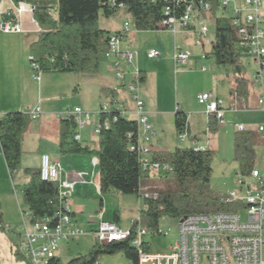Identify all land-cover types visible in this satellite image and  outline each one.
<instances>
[{
  "label": "built area",
  "instance_id": "built-area-1",
  "mask_svg": "<svg viewBox=\"0 0 264 264\" xmlns=\"http://www.w3.org/2000/svg\"><path fill=\"white\" fill-rule=\"evenodd\" d=\"M159 1L162 5V18L157 24L161 29L174 33L189 32L196 38V44L210 46L213 41L210 36L207 19H211V0H151ZM103 5L109 8L123 10L125 0H107ZM263 0H218V11L229 12L236 35V47L243 54L253 57L256 70L252 81L258 89L257 104L264 110V9ZM34 7L21 1L9 11L0 8V31L3 33H21L23 27L21 17L25 13L33 14ZM55 9L50 7L52 12ZM3 16H6L3 18ZM213 19V18H212ZM38 30L40 31L39 27ZM130 24L124 22L119 30L109 33L108 52L110 70L116 79L112 88L115 96H109L100 104L98 111L91 113L75 106L68 109L63 118L71 119L74 123L72 140L81 141V130L92 125L93 135H98L102 128L109 127V119L99 120L101 113L117 111L112 116L128 118L133 115L138 125L135 142L129 146L136 152L141 168L149 176L166 174L171 171L167 164L152 161L150 139L153 134L148 121L144 102L140 94L139 71L137 67V51L126 41ZM214 39V38H213ZM159 52L151 49L147 52L150 59L157 58ZM192 56L189 49L179 45L174 46L173 60L175 66L186 64ZM29 61L34 73L37 65ZM206 70L205 66L201 67ZM36 79V75L34 76ZM122 94L120 97L116 95ZM240 99L233 95L230 108L236 110ZM197 102L203 106L206 115H213L218 125L224 124V102L212 93L197 95ZM40 109L30 112L37 117ZM241 125L237 130H242ZM258 130L263 132L264 126ZM187 132L178 134L180 140ZM132 133L128 134L131 138ZM202 150L201 147H193ZM97 165V159L92 161ZM80 176V174H78ZM40 177L44 181L56 184L60 197V208L51 216H45L39 221L30 222L31 212L24 208L21 211L22 225L7 228L14 236L17 252L29 264H51L57 257L62 242H70L85 233L74 224L70 210L74 193V182L61 176V163L53 160L50 155L43 154L40 160ZM236 188L223 194L226 203L238 201L245 206L234 212H215L211 214H191L178 220L177 237L167 250L151 252V239L165 234L160 230H151L137 224L128 229L122 228L117 222L101 218L93 231L98 241L106 244L112 242L130 241L137 253L136 264H264V172L254 168L249 176L239 173L235 179ZM142 199H156L157 193L140 194ZM243 211H245L243 219ZM90 264H100L95 260Z\"/></svg>",
  "mask_w": 264,
  "mask_h": 264
},
{
  "label": "trees",
  "instance_id": "trees-1",
  "mask_svg": "<svg viewBox=\"0 0 264 264\" xmlns=\"http://www.w3.org/2000/svg\"><path fill=\"white\" fill-rule=\"evenodd\" d=\"M15 5L26 1L34 7L33 19L40 31L38 38L30 46V56L37 65L35 73L61 72L97 74L102 62L106 61L108 52V32L98 26L99 14L109 18L119 9L103 5L107 0H11ZM211 16L214 19L215 33L211 42V56L218 65H238L242 53L236 47V35L229 12L218 11V0H211ZM55 9L53 16L50 7ZM162 5L159 1L125 0L123 12L131 17L137 30H158L157 24L162 18ZM220 12L221 15L216 16ZM145 81L143 71H139V82ZM249 81L242 77L233 78L230 95L239 99L249 96ZM104 97L115 96L112 89H101ZM117 111L101 113L99 120L109 119V127L102 128L98 134L97 146L89 149L72 139L74 123L71 119L60 120L58 150L61 154H88L97 159L98 188L102 195L111 192L137 194L142 178L149 177L141 168L138 156L129 146L135 142L138 125L135 120L112 116ZM208 132H217V121L208 115ZM29 112H8L0 116V150L11 176L20 169L22 139L31 123ZM177 133L188 130L187 116L177 110L174 116ZM132 133L131 138L128 134ZM264 140V139H263ZM255 130H237L233 137L234 161L241 176H249L255 168L256 147L264 143ZM262 143V144H263ZM211 149L194 150L175 148L173 150L152 151L154 162L167 164L171 171L165 175L175 182V190H164L157 193L156 199H144L145 209L139 212L131 227L140 224L153 231L159 229L162 218L180 220L191 214H211L215 212H234L244 208L243 203L233 201L226 203L223 195L210 187L212 176ZM23 172L28 181L20 186L22 203L31 212L30 222L35 223L45 216L53 215L60 208V197L56 184L44 181L40 169L25 168ZM114 220H118L114 212ZM2 223L0 205V224ZM121 253L132 264H136L137 253L130 241L112 242L102 245L96 241L87 255H77L63 263L59 258L51 264H90L100 254ZM19 256V253L17 254Z\"/></svg>",
  "mask_w": 264,
  "mask_h": 264
},
{
  "label": "crops",
  "instance_id": "crops-1",
  "mask_svg": "<svg viewBox=\"0 0 264 264\" xmlns=\"http://www.w3.org/2000/svg\"><path fill=\"white\" fill-rule=\"evenodd\" d=\"M237 2L241 3V0H237ZM14 5L15 4L11 0H0V8L4 11H9L14 7ZM5 17L6 16H3V18ZM21 23L23 27V32L21 33H3L0 31V116L8 112L30 113L37 108L40 109V113L37 117L32 116L29 128L23 136L20 169L15 173V175L20 173L24 176L25 173L23 172V169L25 168L40 169V160L43 154H48L53 160H58L61 163V176L74 182V193L70 205V210L72 212L71 216L74 224L82 229L90 228L93 232L97 228V224L100 220V213L101 218L104 220L117 222L120 219L118 215V220H114L113 215L111 218L106 219L104 199L101 197L108 194L102 195L99 191L98 165H93L92 163L95 157L88 154H61L58 150L60 120L63 119L64 113L68 109L72 108L71 105L73 103L76 104L81 102V99H77L78 101H76V98H78L77 96L81 90L78 91V88L75 87L78 85L76 84V79L78 78L77 76L80 75L76 73L48 72L46 74L37 73L35 79V74L32 70L29 57L30 46L37 40L39 35L38 25L34 21L33 15L29 13L23 14L21 17ZM203 47H205V45H203ZM195 53L196 58L198 56L202 59H206L208 57L207 51L203 48L202 51H195ZM137 54L138 63L140 52L137 51ZM166 54L169 55L170 60L171 58L173 59L174 51H168ZM192 57L193 53L191 58ZM189 61L182 66H178L183 69H187L190 64ZM172 62L174 63V60H172ZM105 65L106 70L112 73L110 70V62L105 61ZM140 70L143 71L142 69ZM143 72L145 75V81L141 83V87H145L148 77L145 71ZM95 75L96 74H86L84 75L85 77L81 78L91 80V84L93 83V87H96L98 96L102 101V99H106L107 97L102 95L101 89H112L115 87L116 82L112 80L111 76L107 77V75ZM234 77H236V75ZM231 84L228 87L227 97L223 98L221 96H215L223 100L224 107L226 108L224 112V124L217 125V133L220 132V134L229 135L233 126L235 133L238 125H241L244 130L257 131V127L254 126V128H251L250 125L246 126L242 122L235 119L227 120V123L233 125L232 127L226 123V112L236 111L237 109L244 111H264L257 104L258 92L254 96L250 95V86L248 88L249 96L245 100L240 99L236 110L230 108L232 98L230 95ZM152 92L153 94L150 95L147 91H140L142 100L145 96H148L151 99L150 103L146 105L145 110L148 116V121L152 126L153 134L149 144L152 151L173 150L175 148H191L195 146L203 149H210L208 141L205 144H203L202 141V138L209 140V135L211 134L208 132L209 117L205 114L204 108L201 111V115L205 116L206 127L201 128L196 127L197 123H192L193 118L190 117V115H187L185 110H183L185 109L184 104L182 106H175L174 114L177 110H180L187 116V134L184 139L180 140L178 138L175 125L174 130L166 134L159 130L160 121L158 118L161 117L162 111L159 108L161 102L158 96L156 97L154 85L152 87ZM121 95L122 94L118 93L116 97L118 98ZM75 106L79 105L76 104ZM257 132L262 138L264 130L263 132H260L259 130ZM80 135L81 141L79 143L82 146L88 147L89 149L96 148L98 135H96L97 137H94L92 125L81 130ZM71 136L72 135L70 134L68 137L69 140L72 139ZM185 141L189 143L188 146L182 145ZM78 174H80V176H78ZM22 175L20 176L22 184L15 183L14 176H11L9 170L7 169L3 154L0 150V205L2 214V223L0 224V264H29L23 256L20 254L19 256L17 255L18 252L15 247L14 236L12 233L7 231V228L20 227L23 222L21 211L25 207L22 203L21 193L16 189V186H23L27 183L29 178L26 174L25 177H22ZM98 198H100L99 206L101 207V211L100 213L95 214V217H91V211L89 209L91 202ZM152 240L153 239H151V242ZM71 242L72 241L67 243L63 242L60 245L57 252V258L61 260L59 256L60 250L64 246L68 247L72 244Z\"/></svg>",
  "mask_w": 264,
  "mask_h": 264
},
{
  "label": "rangeland",
  "instance_id": "rangeland-1",
  "mask_svg": "<svg viewBox=\"0 0 264 264\" xmlns=\"http://www.w3.org/2000/svg\"><path fill=\"white\" fill-rule=\"evenodd\" d=\"M54 2H57V0H54ZM51 13L53 16H56L55 10H52ZM219 15H221V13L217 12L216 16ZM126 21L130 24V32H127L126 41L133 49L140 52L137 67L145 71L148 75L147 84H145V87L140 86V91L144 90L152 95V87L153 85L155 86L156 97L158 96L161 102L159 108L162 111L161 117L158 118L160 121L159 130L163 131V133L166 134L174 130V108L177 105L182 106L183 104L185 108L183 110H185L187 115L193 118L192 123H197L196 127L205 128V116L201 115L203 106L197 102V95L203 92H211L214 96L227 97L228 87L232 83L235 75L242 76L249 81L251 96L257 94L258 89L252 81L253 74L256 70V62L253 57L242 55L239 64L236 66L218 65L211 56H208L206 59H202L200 56L196 58L195 51H202L203 48L208 54L211 50V46L205 45V47H203L201 39V44L197 45V38L189 32L174 33L171 30L165 29L137 30L132 23L131 17L121 10L109 18H105L100 13L98 26L108 33H114L119 30L121 25ZM207 24L209 26L211 39L213 40L215 33L214 19H207ZM175 45H179L184 49H189L193 53V57L189 61L190 64L187 69H183L180 66L175 67V64L172 62L173 59L171 58L170 60L169 55L166 54L168 51H174ZM151 49L156 50L160 55L153 59L147 58L146 54ZM202 66L206 67L205 71L201 70ZM34 74L36 75L37 73ZM76 74L80 76H77L76 84L78 85L75 87L78 88V91L81 90L77 96L78 98H76V101L81 99V102L76 104L86 111L95 113L105 99H102V101L100 100L98 91L96 87H93V83L91 84V80L81 78L85 77L84 75L86 74ZM98 75L111 76L113 81L116 80L113 74L106 70L105 62H102L100 70L95 76ZM143 100L146 108V105L150 103L151 99L145 96ZM76 104L73 103L71 107L73 108ZM128 118L133 119L134 116L128 115ZM225 119L226 123L228 119H235L246 126L250 125L251 128H254V126L258 128L259 126H264V111H244L237 109L236 111L226 112ZM227 124L230 125V127L233 126L230 123ZM216 130L218 132V127H216ZM217 132L210 134L209 140L202 138V141L203 144L208 141L210 149L212 148L214 151L211 165L212 176L210 187L213 191L223 195L225 192L236 188L235 179L239 172L237 164L234 161L233 152L234 126L229 135H223ZM263 136L264 132L262 133L261 140H263ZM94 137L97 136L94 135ZM262 143L263 142L257 145L255 159V168L260 170L261 173L264 172V143ZM188 144L187 141L182 143L183 146H188ZM21 175L20 173L14 175L15 183L22 184L20 179ZM22 177H25V174L24 176L22 175ZM175 187V182L171 178L167 177L165 174H157L142 178L137 194L113 192L103 196L101 198L104 199L106 219L111 218L112 215L114 216V212H117L120 218L117 223L122 228L128 229L132 222L138 218L139 212L146 207L144 199L140 198L138 194H154L164 190L171 191L175 190ZM19 188L20 185L17 189ZM99 199L100 198L91 202L89 208L91 217H95V214L101 211ZM244 214L245 211H243V219ZM177 226L178 220L167 217L162 218L159 222V229L165 236L159 235L153 238L150 248L151 252L157 253L167 250L177 237ZM91 230L90 228H83V231H85L84 234L79 235L71 242L72 244L68 247L64 246L60 250L59 256L63 263L70 261L78 254L83 256L88 254L90 248L98 241ZM98 261L100 264H132L121 253L113 255L100 254L98 256Z\"/></svg>",
  "mask_w": 264,
  "mask_h": 264
},
{
  "label": "water",
  "instance_id": "water-1",
  "mask_svg": "<svg viewBox=\"0 0 264 264\" xmlns=\"http://www.w3.org/2000/svg\"><path fill=\"white\" fill-rule=\"evenodd\" d=\"M102 245H107L105 242H101Z\"/></svg>",
  "mask_w": 264,
  "mask_h": 264
}]
</instances>
